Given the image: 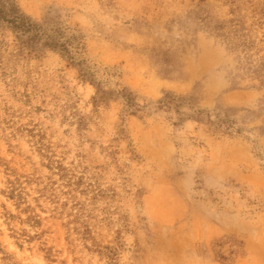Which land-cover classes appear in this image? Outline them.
I'll list each match as a JSON object with an SVG mask.
<instances>
[{"label":"rangeland","instance_id":"374dc122","mask_svg":"<svg viewBox=\"0 0 264 264\" xmlns=\"http://www.w3.org/2000/svg\"><path fill=\"white\" fill-rule=\"evenodd\" d=\"M17 1L109 94L0 33V264H264V0ZM7 164L54 182L41 240Z\"/></svg>","mask_w":264,"mask_h":264},{"label":"trees","instance_id":"16d2710c","mask_svg":"<svg viewBox=\"0 0 264 264\" xmlns=\"http://www.w3.org/2000/svg\"><path fill=\"white\" fill-rule=\"evenodd\" d=\"M11 32L15 35L19 50H29L32 53L41 54L43 51L59 52L67 57L80 68L81 77L94 85L97 90L104 94L106 92V81L97 78V71L93 69L86 59L80 58L82 47L75 37L66 38L65 31L60 25L50 27L46 23L38 21L26 13L17 0H0V33ZM119 95L126 102L127 108L135 106V98L124 88ZM50 168L57 169V173L66 172L65 168L55 160L49 158ZM8 180L6 190L3 192L9 201L13 202L18 215L7 212V221L10 225L15 220L28 223L32 227L39 228L40 232L35 235L29 234L26 230H13L15 238L26 242L41 240L47 230H44L46 218L38 212L43 211L44 202L49 201L55 205L52 213H57L58 201L54 193V182L48 177L39 176L36 172L31 174L19 173L15 168L6 165ZM56 208V209H55ZM25 216L26 218H22ZM73 230H70L72 233ZM44 244V243H42ZM46 249V248H45Z\"/></svg>","mask_w":264,"mask_h":264}]
</instances>
